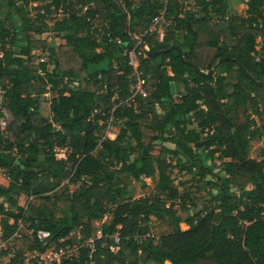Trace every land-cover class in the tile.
Masks as SVG:
<instances>
[{
  "label": "trees",
  "instance_id": "16d2710c",
  "mask_svg": "<svg viewBox=\"0 0 264 264\" xmlns=\"http://www.w3.org/2000/svg\"><path fill=\"white\" fill-rule=\"evenodd\" d=\"M31 1L0 0V86L11 116L0 131V171L8 177L0 178V238L18 221L31 232L22 235L25 247L0 257L21 262L25 251L54 246L75 248L58 264H264V148L249 157L250 142L264 137V0H246L243 15L230 0H49L45 12L55 6L62 15L50 26L31 21ZM162 11L160 39L150 27ZM14 17L25 40L18 50ZM44 33L63 43L36 38ZM137 42L151 51L174 46L183 59L175 50L141 54L146 97L111 111L130 96L124 51ZM154 106L156 136L145 144L141 120ZM110 115L119 127L114 139L101 136ZM156 140L172 148L154 156ZM173 171L197 183L201 209L173 184ZM122 176L143 185L155 178L153 194L132 200ZM187 203L193 213L183 218L175 207L190 212ZM152 221L171 231L154 239ZM38 230L50 239L39 243Z\"/></svg>",
  "mask_w": 264,
  "mask_h": 264
},
{
  "label": "rangeland",
  "instance_id": "374dc122",
  "mask_svg": "<svg viewBox=\"0 0 264 264\" xmlns=\"http://www.w3.org/2000/svg\"><path fill=\"white\" fill-rule=\"evenodd\" d=\"M164 1V0H161ZM245 1L246 0H230L229 1V5L230 7L239 15H243L244 11L246 9L245 7ZM2 4H4V0H1ZM49 3V0H35V1H31V16L32 19L31 21L35 24V25H39L40 20H44V22L46 24H48L49 26L51 24H53L55 21H58L61 19L62 15L59 9H56L55 6H52L50 8V12L49 14L45 12V10L43 9V6L45 4ZM41 16V17H39ZM13 22L16 26H20L19 24V20L16 19L15 17L13 18ZM38 19L37 22H35V20ZM34 20V21H33ZM54 34L53 33H48V34H43L40 36V39H44L45 41H49V39H53ZM260 40H257V42L259 43ZM57 43H61L59 41V39H56ZM261 45V44H260ZM210 53V52H209ZM212 53V52H211ZM44 60L46 61V58H44ZM48 69L51 70L52 69V65H48ZM5 81H2V83ZM151 79L148 80V86H147V90L150 91L151 87ZM63 85L59 86V89H61ZM74 88H88L89 90H93L96 91L97 87L93 86L92 84L89 86H86L85 84H78L76 82L73 83L72 85ZM145 90V89H144ZM146 91V90H145ZM147 94V93H146ZM154 113L150 112L148 109L147 111V116L146 118L141 120V134H142V138H143V142L145 144H147L152 138H154L156 136V131H155V119H154V115H158L160 112L158 110V108L156 106L153 107ZM190 127H195V124H191ZM119 132V127L118 126H110L108 127H104V129L101 132V136L106 137L108 139H114L116 137V135ZM151 153L152 155L156 156L159 148L161 146H165L168 148H172V145L169 144L168 142H161V141H152L151 143ZM261 148H264V137H261L259 139H255L252 140L250 142V147H249V157L251 158H257L259 150ZM70 149V148H69ZM2 179V178H1ZM123 182L126 185L128 192H129V197L132 200L138 199L140 197L146 196V195H152L154 188H155V182L156 179H146L145 180V184H139L137 182H134L133 180H131L130 178L126 177V176H122ZM172 181L173 184L178 188V190L180 192H187L190 195V198L192 199V201L195 203V206L197 209H201V207H203L204 203L202 201V197L204 195V193L202 191H198L197 190V183L194 181L190 180V177L188 175H183L178 173L177 171H173L172 173ZM67 181L65 180L63 182V184H65ZM69 189H73V187L69 186ZM61 191V190H59ZM35 206H38L39 208L43 209L44 211H46L47 213L53 215L54 217H62L61 212H59L57 209L54 208L52 203L43 201V200H36L33 202ZM188 204V203H187ZM189 204L187 205V207L189 208ZM176 211L180 214L181 217L186 218L187 215H191V213H193V209L190 206V212H181L179 209V206L177 205L175 207ZM109 221V216H105L104 219L101 222H108ZM100 225V223H95V228L98 227ZM179 228L181 231H184L187 229V227L184 224H180ZM171 231L170 229V225L166 222H159V221H152L151 225H150V236L153 237L154 239H158L161 235L163 234H167ZM96 235V237L99 236V232H95L94 233ZM18 247H25V243H18L16 244ZM75 252L73 251H66L64 252V254L61 257H68L69 255L74 254ZM63 258V259H64ZM9 259V257L7 258V260ZM31 264H35L34 261H31Z\"/></svg>",
  "mask_w": 264,
  "mask_h": 264
},
{
  "label": "built area",
  "instance_id": "2783aa9c",
  "mask_svg": "<svg viewBox=\"0 0 264 264\" xmlns=\"http://www.w3.org/2000/svg\"><path fill=\"white\" fill-rule=\"evenodd\" d=\"M163 21V11L156 17H154L151 21V27L150 31L156 32L159 35V38H162V31L159 27L160 23ZM138 45L135 44L133 49H128L124 51V56L128 59V65L132 68V74L130 76V96L120 102L118 105H114L112 110L117 108L120 104L123 103H133L135 105V100L137 97H146V91L144 90V86L146 84V81L142 75V72L138 69L139 65V56L142 54L141 50L137 49ZM5 84V82H3ZM1 84L0 86V131L3 132L6 130L9 122L11 121L10 114L6 111L4 108V105H2V100L4 99V88ZM101 124V122H99ZM115 120L113 119L112 115L109 116L108 120L106 121V127L114 126ZM56 129H59L58 126H56ZM70 152V149L68 147L64 149H57L55 151V157L57 159H64L66 155ZM0 178L4 180H8L7 175L0 171ZM24 233L31 234L30 231L26 230V227L23 225L21 221L17 222L16 229L14 233L8 238V239H2L0 238V253L3 251H10L11 253L15 250L17 247L16 244L22 243V235ZM71 235V233L69 234ZM36 239L39 243H45L48 239H50V234L48 231L45 230H38L35 233ZM118 243L119 238L117 235L113 236V244L114 247L111 248L113 252H116L118 250ZM92 252L93 251V239H88L84 243ZM75 248L73 247L72 250H69L67 248L65 249H59L55 250L54 246L48 247L46 249H43L41 251H38L37 249H32L30 251H25L22 254V261L21 262H10L7 260L8 257H0V264H31V261H34L35 264H52V263H59L61 260V256L66 251H73ZM9 257H12V254H9ZM89 264H94L93 261H90Z\"/></svg>",
  "mask_w": 264,
  "mask_h": 264
},
{
  "label": "crops",
  "instance_id": "0c3cea01",
  "mask_svg": "<svg viewBox=\"0 0 264 264\" xmlns=\"http://www.w3.org/2000/svg\"><path fill=\"white\" fill-rule=\"evenodd\" d=\"M3 5V4H2ZM192 5V4H191ZM17 31H16V34H17V40H16V44H15V46H16V48H14V50H18L19 49V47H21L24 43H25V40H24V36H23V31H22V29H21V27L19 26H17ZM45 34H48V33H45ZM43 35V34H42ZM41 36V35H40ZM40 36L39 37H36V38H40ZM56 39H59V38H56V37H53V39H49V41H46L48 44H50V45H60V44H62L63 42L59 39V41L61 42V43H57V42H55L56 41ZM42 40H44V39H42ZM32 53L33 54H37V55H40L41 56V58H42V61H45L44 60V58H46L47 57V54H45V53H42V52H40V51H38V50H33L32 51ZM213 55V52L211 53H209L208 52V56H207V60H210L211 59V56Z\"/></svg>",
  "mask_w": 264,
  "mask_h": 264
},
{
  "label": "water",
  "instance_id": "95a60500",
  "mask_svg": "<svg viewBox=\"0 0 264 264\" xmlns=\"http://www.w3.org/2000/svg\"><path fill=\"white\" fill-rule=\"evenodd\" d=\"M137 45L139 47V49L141 50V53L143 55L144 58H156L159 55L165 53V52H170V51H177L178 54L181 56V59H183L182 55L180 54V52L178 51V49L176 47H170L166 50H161V51H151L145 44L137 42ZM213 71V69H211L209 71V73H211ZM5 103V99L2 100V105H4Z\"/></svg>",
  "mask_w": 264,
  "mask_h": 264
}]
</instances>
